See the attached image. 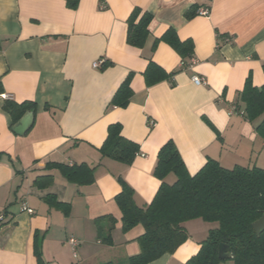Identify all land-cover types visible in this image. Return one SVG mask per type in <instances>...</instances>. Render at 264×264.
Returning <instances> with one entry per match:
<instances>
[{"label": "crops", "instance_id": "obj_1", "mask_svg": "<svg viewBox=\"0 0 264 264\" xmlns=\"http://www.w3.org/2000/svg\"><path fill=\"white\" fill-rule=\"evenodd\" d=\"M134 8L153 17L141 49L126 43ZM194 8L209 15L185 19ZM168 30L192 42L191 68L182 69L181 57L162 41L152 51ZM149 61L175 72L172 83L146 86ZM263 65L264 0H79L76 10L64 0H0V94L34 106L10 117L0 100V264H38V245L43 264H127L140 252L144 228L122 232L118 178L133 190L136 206L149 205L160 186L157 154L169 140L190 176L208 160L225 169H264V142L255 132L261 118L250 123L230 114L247 78L256 88L264 84ZM193 76L206 86L194 85ZM126 80L128 105L112 106ZM29 111L32 126L17 136L12 127ZM114 124L139 147L129 166L100 156ZM47 163L95 168L94 182L71 184ZM44 176H51L48 187L38 186L46 179L36 181ZM47 196L61 206L49 205ZM106 217L115 220L109 245L98 239ZM182 226L187 240L149 264H184L218 229L200 219ZM70 238L78 242L75 252Z\"/></svg>", "mask_w": 264, "mask_h": 264}, {"label": "trees", "instance_id": "obj_2", "mask_svg": "<svg viewBox=\"0 0 264 264\" xmlns=\"http://www.w3.org/2000/svg\"><path fill=\"white\" fill-rule=\"evenodd\" d=\"M69 10H76L79 0H64ZM197 9L185 14V19L198 15ZM153 17L139 8H134L127 18L126 43L134 48L144 47ZM168 44L182 59V69H188L192 60L193 45L190 40L180 41L173 30H168L157 42ZM189 61V62H188ZM188 62V63H187ZM264 73V65L262 66ZM174 73L167 74L159 66L149 61L143 73L146 86L150 87L162 81H170ZM132 93L128 80L120 86L111 104L126 107ZM4 111L11 117L14 112L23 113L34 109L33 104L16 105L6 101ZM236 113L250 123L261 118L255 126L256 134L264 142V84L256 88L247 78L237 101L233 104ZM102 159H109L125 166L132 164L139 155L137 144L121 135L118 124L110 125L107 137L99 149ZM46 170H57L69 183L76 186H88L94 182L95 168L85 164L47 163ZM153 175L160 181V186L149 205L144 208L136 206L133 190L118 178L121 186L115 202L121 212L122 232H128L137 225H142L144 234L138 239L140 252L127 260V264H149L166 254L174 253L188 238L183 223L200 219L207 223H217L218 229L210 231L201 243L198 252L184 264H264V231L257 235L252 224L264 215V169L236 166L225 169L214 160L206 164L193 176H190L174 145L169 140L158 151L157 163ZM170 175L175 177L172 184L166 183ZM39 179L48 187L51 176ZM49 205H61L52 196H47ZM107 228L98 226V239L102 244L111 243V232L115 220L106 217ZM229 247L231 260L218 258V246ZM38 264H43L39 245L35 248Z\"/></svg>", "mask_w": 264, "mask_h": 264}, {"label": "water", "instance_id": "obj_3", "mask_svg": "<svg viewBox=\"0 0 264 264\" xmlns=\"http://www.w3.org/2000/svg\"><path fill=\"white\" fill-rule=\"evenodd\" d=\"M33 112H26L25 115L12 127V132L17 136H23L32 126ZM254 232L259 235L264 231V215L252 224ZM218 258L222 261L231 260L230 249L225 244L218 246Z\"/></svg>", "mask_w": 264, "mask_h": 264}, {"label": "built area", "instance_id": "obj_4", "mask_svg": "<svg viewBox=\"0 0 264 264\" xmlns=\"http://www.w3.org/2000/svg\"><path fill=\"white\" fill-rule=\"evenodd\" d=\"M197 14L200 16H208L209 15V10L208 8H199L197 10ZM225 43L228 44L229 42H231V38H225L224 39ZM195 64V61L192 59L191 62L188 65V68H191L193 65ZM102 65V61L99 60L98 62L93 64V68H98ZM192 82L194 85L196 86H206V81L203 78L197 77V76H193L191 78ZM0 100L3 101H12V97L8 94H0ZM236 110L234 106H231L230 108V114H235ZM242 113L240 112L239 115H241ZM21 210L24 212H29V209L27 208V206L25 204H22L21 206ZM3 221V216H0V222ZM68 244L70 245V247L72 248L73 252H75L76 247L78 246V242L77 240H75L74 238H70L68 240Z\"/></svg>", "mask_w": 264, "mask_h": 264}, {"label": "rangeland", "instance_id": "obj_5", "mask_svg": "<svg viewBox=\"0 0 264 264\" xmlns=\"http://www.w3.org/2000/svg\"><path fill=\"white\" fill-rule=\"evenodd\" d=\"M170 180H175V177L173 175H170L169 178H168V181L170 182ZM224 264H231L230 262H226Z\"/></svg>", "mask_w": 264, "mask_h": 264}]
</instances>
